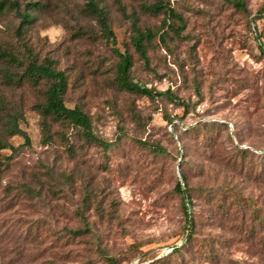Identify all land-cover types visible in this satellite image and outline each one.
Wrapping results in <instances>:
<instances>
[{"label": "rangeland", "instance_id": "rangeland-1", "mask_svg": "<svg viewBox=\"0 0 264 264\" xmlns=\"http://www.w3.org/2000/svg\"><path fill=\"white\" fill-rule=\"evenodd\" d=\"M16 1L20 11L39 6L21 35L17 12L0 11V54L17 58H0V126L5 112L15 114L30 139L6 136L15 150H0V264H152L173 246L181 251L168 264H264V53L256 40L264 0H242L245 11L225 0H97L113 46L132 56L131 78L177 101L115 86L118 56L85 0ZM158 1L185 27L180 37L161 29L164 41L146 45L144 65L131 23L160 27L163 12L145 9ZM44 58L67 75L64 104L79 106L110 146L49 118L51 140L42 142L35 106L47 82L9 85L2 74L19 79L30 59ZM176 182L191 199L186 245Z\"/></svg>", "mask_w": 264, "mask_h": 264}, {"label": "trees", "instance_id": "trees-1", "mask_svg": "<svg viewBox=\"0 0 264 264\" xmlns=\"http://www.w3.org/2000/svg\"><path fill=\"white\" fill-rule=\"evenodd\" d=\"M231 3L234 7L245 11V6L242 0H225ZM39 6L37 1H29L24 3L23 10H19V5L16 0H0V11L4 9H14L19 17V22L16 28V34L21 35L24 27L30 23L32 19L31 11ZM84 8L87 12L92 14L98 23L99 33L101 37L111 44L113 52L118 56V61L115 63L113 83L116 87L122 90L129 91L131 93H137L149 97L150 99H162L166 97L171 101H177L178 98L169 89L166 90H153L147 86H142L139 82H135L130 76V70L132 67V56L128 51L119 52L113 45L115 44V36L107 21L105 12L98 6L97 0H85ZM146 10L152 13L163 12L165 19L162 21L161 26L158 28H144L141 29L133 21L131 23V36L130 43L134 51L138 54V57L142 60L144 65H148V56L146 51V45L149 44L156 36L161 41H164L165 31L161 32L163 28L172 31L175 36L180 37L181 31L185 27V21L183 17L167 2L158 1L148 7ZM260 19L264 20L263 15H259ZM256 40L258 41L259 50L264 53V36L257 34ZM0 58L3 59L8 65L17 63V58L12 54H0ZM4 81L9 85H16L20 82V79L26 78L33 84H38L41 80L47 82V86L44 90L43 102L37 103L36 108L39 111L42 122V142L50 143L51 136L49 132V125L47 119L49 118L55 122H62L68 124L74 128L77 133L86 141L101 144L104 147L110 146L109 142L99 139L92 130L90 117L79 107L74 106L72 108L67 107L63 101V95L67 87V75L64 70L57 69L54 61L49 58H44L41 63H38L35 59H30L24 67L23 75L18 79L12 71L5 70L2 74ZM183 106L184 102H182ZM6 118L3 119L0 126V150L10 149L14 151L15 148L6 140V136L19 135L23 138L24 144L30 143L27 132L18 126V118L15 114H9L5 112ZM1 118V116H0ZM2 119V118H1ZM171 121L169 118H167ZM244 153V151H241ZM235 161V160H234ZM235 163V162H233ZM242 165V164H241ZM2 166V160H0V169ZM174 190L182 196L184 214L186 217V223L184 224V244L190 242L193 235V222L187 212L186 203L190 204L191 199L187 193L188 188L185 184L176 182ZM69 236H77L82 233L81 229H66ZM182 244V245H184ZM181 246H173L171 250L164 256L157 258L152 264H168L169 257L175 253H180Z\"/></svg>", "mask_w": 264, "mask_h": 264}, {"label": "water", "instance_id": "water-1", "mask_svg": "<svg viewBox=\"0 0 264 264\" xmlns=\"http://www.w3.org/2000/svg\"><path fill=\"white\" fill-rule=\"evenodd\" d=\"M171 250V249H170Z\"/></svg>", "mask_w": 264, "mask_h": 264}]
</instances>
